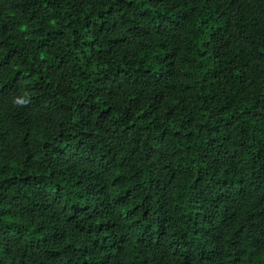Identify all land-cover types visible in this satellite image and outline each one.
Here are the masks:
<instances>
[{"label":"trees","instance_id":"obj_1","mask_svg":"<svg viewBox=\"0 0 264 264\" xmlns=\"http://www.w3.org/2000/svg\"><path fill=\"white\" fill-rule=\"evenodd\" d=\"M0 264H264V0H0Z\"/></svg>","mask_w":264,"mask_h":264}]
</instances>
